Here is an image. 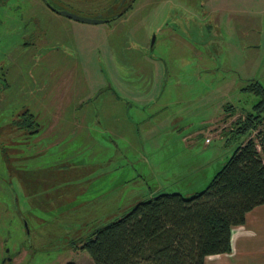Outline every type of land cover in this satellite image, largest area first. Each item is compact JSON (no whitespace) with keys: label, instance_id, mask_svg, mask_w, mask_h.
I'll use <instances>...</instances> for the list:
<instances>
[{"label":"rangeland","instance_id":"obj_1","mask_svg":"<svg viewBox=\"0 0 264 264\" xmlns=\"http://www.w3.org/2000/svg\"><path fill=\"white\" fill-rule=\"evenodd\" d=\"M49 1L107 21L0 2V104L38 113L40 129L36 156L9 164L24 182L0 183V257L25 226L42 249L28 264H90V231L157 193L201 190L247 137L230 127L261 98L245 87L264 88V0H125L119 18L110 0Z\"/></svg>","mask_w":264,"mask_h":264},{"label":"trees","instance_id":"obj_2","mask_svg":"<svg viewBox=\"0 0 264 264\" xmlns=\"http://www.w3.org/2000/svg\"><path fill=\"white\" fill-rule=\"evenodd\" d=\"M245 88L261 98L230 128L247 137L204 188L157 193L90 231L79 245L90 264H202L205 255L231 252L232 227L264 204V130L250 135L264 120V88L257 80Z\"/></svg>","mask_w":264,"mask_h":264},{"label":"flooded vegetation","instance_id":"obj_3","mask_svg":"<svg viewBox=\"0 0 264 264\" xmlns=\"http://www.w3.org/2000/svg\"><path fill=\"white\" fill-rule=\"evenodd\" d=\"M125 0H110L107 5V9L114 12L115 18H119L126 12L124 5ZM47 7L50 8L52 5L49 0H45ZM54 6V5H53ZM54 12V11H53ZM3 78L0 79L2 81ZM2 87V86H1ZM2 95V94H1ZM0 102H3L1 96ZM38 113L34 111H29L27 108H19L17 104L7 105L0 104V166L2 170L0 171V183L7 187V185H12L18 180V183H23L24 180H20L19 171H13L9 164L16 162L17 160H28L36 156V153L31 149L30 137L34 136L32 134L36 133L39 129L38 123L35 119ZM40 130V129H39ZM33 138V137H32ZM15 145H18L15 147ZM29 146V147H28ZM15 180V181H14ZM14 190H10L8 195L10 196V210L16 211L15 204L17 203V198L13 195ZM8 199H2L0 195V204L4 207L1 212L7 213ZM24 236H21L20 240L16 241L15 245L19 246V249L15 250L11 255L8 250L5 251V255L0 257V264H28L30 260V255L36 250L42 251L35 245V242L29 236L28 230L23 228Z\"/></svg>","mask_w":264,"mask_h":264},{"label":"crops","instance_id":"obj_4","mask_svg":"<svg viewBox=\"0 0 264 264\" xmlns=\"http://www.w3.org/2000/svg\"><path fill=\"white\" fill-rule=\"evenodd\" d=\"M230 241V253L205 255L202 264H264V204L247 211L244 222L232 227Z\"/></svg>","mask_w":264,"mask_h":264},{"label":"water","instance_id":"obj_5","mask_svg":"<svg viewBox=\"0 0 264 264\" xmlns=\"http://www.w3.org/2000/svg\"><path fill=\"white\" fill-rule=\"evenodd\" d=\"M50 8L57 12L60 15H63L69 19L78 21V22H83V23H91V24H95V23H99V22H105L107 21L106 19L102 20V19H98V18H91V17H84L78 14H75L73 12L70 11H66L64 9L58 8L56 6L51 5ZM117 16V15H115Z\"/></svg>","mask_w":264,"mask_h":264}]
</instances>
